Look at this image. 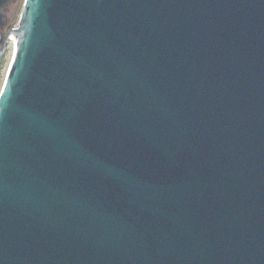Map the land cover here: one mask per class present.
Wrapping results in <instances>:
<instances>
[{
	"label": "water",
	"instance_id": "95a60500",
	"mask_svg": "<svg viewBox=\"0 0 264 264\" xmlns=\"http://www.w3.org/2000/svg\"><path fill=\"white\" fill-rule=\"evenodd\" d=\"M11 2L0 264H264V0Z\"/></svg>",
	"mask_w": 264,
	"mask_h": 264
},
{
	"label": "rangeland",
	"instance_id": "374dc122",
	"mask_svg": "<svg viewBox=\"0 0 264 264\" xmlns=\"http://www.w3.org/2000/svg\"><path fill=\"white\" fill-rule=\"evenodd\" d=\"M23 3L24 0H12V2L5 9L3 18L4 25L2 28L4 36L8 35L9 31L16 27ZM10 61V50L7 48L4 56L0 58V91L3 86Z\"/></svg>",
	"mask_w": 264,
	"mask_h": 264
},
{
	"label": "bare ground",
	"instance_id": "6f19581e",
	"mask_svg": "<svg viewBox=\"0 0 264 264\" xmlns=\"http://www.w3.org/2000/svg\"><path fill=\"white\" fill-rule=\"evenodd\" d=\"M13 40H14V34H10L9 39H8V43H7V48L8 50H10V60L12 58V54H13Z\"/></svg>",
	"mask_w": 264,
	"mask_h": 264
}]
</instances>
